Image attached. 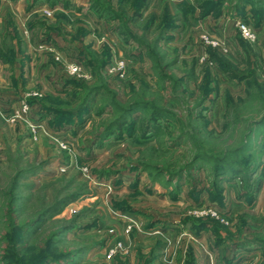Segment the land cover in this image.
Listing matches in <instances>:
<instances>
[{
    "label": "rangeland",
    "instance_id": "obj_1",
    "mask_svg": "<svg viewBox=\"0 0 264 264\" xmlns=\"http://www.w3.org/2000/svg\"><path fill=\"white\" fill-rule=\"evenodd\" d=\"M3 1L0 264H264V0Z\"/></svg>",
    "mask_w": 264,
    "mask_h": 264
},
{
    "label": "crops",
    "instance_id": "obj_2",
    "mask_svg": "<svg viewBox=\"0 0 264 264\" xmlns=\"http://www.w3.org/2000/svg\"><path fill=\"white\" fill-rule=\"evenodd\" d=\"M60 2V5L62 6L63 5V8L66 10L67 9V0H59ZM62 2H63V4H62ZM33 9V8H32ZM56 11L57 10H59V15H66V13H65V11H63L62 12V9H55ZM26 11H29V8L27 9V10H25V8L24 9H20V7H19V5L18 6H9V2L7 1V2H4L3 0H0V34L3 36V35H5L6 34V30H7V25L9 26V24H11V25H14L15 26V28L18 30L19 28H18V22L22 19L21 18V16H23L24 17V14H27V17L25 18V20H26V22H25V24H26V26H30L31 28V31H32V34H34V36L36 35V36H39L40 35V33L42 32V31H44L43 29H42V31L41 32H39L38 30H39V24H38V22L40 23V21L38 20V18L37 17H39L38 15V11L37 10H34V11H31V12H28V13H26ZM15 16V17H14ZM16 21H17V23H16ZM51 21V20H50ZM38 31V32H37ZM43 33V32H42ZM62 35V34H61ZM22 37V36H21ZM50 38L53 40V38H52V36H50ZM22 39H23V37H22ZM57 41V40H56ZM56 45V44H55ZM21 46H22V44H21ZM20 51H24V53L25 54H27L28 56L30 55L31 56V54L30 53H32L31 52V50L29 51V50H26V49H23V48H21V49H16L15 50V57H17V56H19V52ZM27 53H26V52ZM34 52L35 53H33L35 56L37 55L36 53H38L36 50H34ZM2 53H5L3 50H1L0 51V54H2ZM29 56V57H30ZM32 57V56H31ZM30 57V58H31ZM0 58H1V55H0ZM16 59V58H15ZM16 61H17V59H16ZM9 65L11 66V65H13V66H16V62L15 61H12V60H5V61H3L2 59H0V73H1V71H3V70H6L8 67H9ZM39 65L40 64H37V62L36 63H34L33 62V64H31L30 66H21V67H19V73H18V75L16 76L15 74H10V77H8V78H6V80H10L11 81V83L12 82H15V81H17V80H19L20 79V81H22V83L24 84V83H27V84H29V82H31V80H35L36 78H37V76L38 75H40L41 73H42V68H41V66L39 67ZM12 66V67H13ZM43 68H45V69H48L49 71H50V69H52V66L49 64H43V66H42ZM14 68V67H13ZM16 68V67H15ZM14 68V69H15ZM42 69V70H41ZM44 69V70H45ZM47 70V73L48 74H46L47 76L46 77H51V73H49V71ZM11 71V70H10ZM12 72V71H11ZM51 74V75H50ZM0 76H1V74H0ZM18 77V79H16ZM44 78H45V76H44ZM52 79H54V80H52ZM58 79H59V81H61V78H57V76H55V78H48V87H49V91H51L50 89H52V81H54V83H56V84H58L59 82H58ZM0 81H4V80H2V78L0 77ZM5 82V81H4ZM47 83V82H46ZM46 85V86H47ZM54 85V84H53ZM4 86V88L6 87L5 85H3ZM11 87H13L12 89L13 90H17L18 91V94H19V87L20 86H18V85H15L14 84V86H13V84H12V86ZM44 89H47L46 87H43ZM151 248L149 247L148 248V250H150ZM160 250V249H159ZM151 251V250H150ZM158 251V250H157ZM157 251L155 252L154 250L152 251V253L153 252H155V253H157ZM168 251L169 250H160L159 252H158V256H157V254H155L154 253V258H147V259H145L146 261H148V263L149 264H166V263H168V262H165L166 260H164L165 258H164V253H168ZM163 253V254H162ZM170 253V252H169ZM248 253V252H247ZM250 253H254V252H250ZM245 255H248V254H245ZM151 256H152V254H151ZM114 260V259H113ZM133 263V262H132Z\"/></svg>",
    "mask_w": 264,
    "mask_h": 264
},
{
    "label": "trees",
    "instance_id": "obj_3",
    "mask_svg": "<svg viewBox=\"0 0 264 264\" xmlns=\"http://www.w3.org/2000/svg\"><path fill=\"white\" fill-rule=\"evenodd\" d=\"M134 5H135V10L137 11L136 13H138V10H139V8L141 7V6H143L144 5V0H136L135 2H134ZM216 61H217V65H218V67L224 72V73H226L230 78H233V79H239L237 76H236V72H237V70H238V66L236 65V64H233V63H231V62H229L228 60H225V59H222V58H216ZM247 64L248 65H250V63H248L247 62ZM248 69V68H247ZM243 79H249L248 80V82H247V86H248V94H249V90H256L257 89V83H256V81H255V79H254V73L252 72V71H250L249 72V75L247 76V77H245V78H243ZM240 80H241V78H240ZM261 93V92H260ZM50 96V95H49ZM85 106V102H83V103H81L80 104V106H78L77 107V109L76 110H74L75 111V113L74 112H72V111H66L65 113H58L57 112V110H55L58 114H63V116L64 115H66V116H69V117H74L75 115H76V117L78 116H80L81 115V112L82 111H80L83 107ZM80 111V112H79ZM126 111V110H125ZM124 111V113H126L127 114V112H131V109L129 110L128 109V111H126L125 112ZM75 114V115H74Z\"/></svg>",
    "mask_w": 264,
    "mask_h": 264
},
{
    "label": "built area",
    "instance_id": "obj_4",
    "mask_svg": "<svg viewBox=\"0 0 264 264\" xmlns=\"http://www.w3.org/2000/svg\"><path fill=\"white\" fill-rule=\"evenodd\" d=\"M47 13V12H46ZM47 14H49V13H47ZM240 29L242 30V32H243V34H246L247 32H246V29H245V27L244 26H240ZM77 71V69L76 68H74V69H72V72L74 73V72H76ZM26 108L24 107L23 108V111L25 110ZM122 249V245L120 244V243H117L116 245H114L113 247H111L109 250H108V252H107V254H106V260L107 261H111L113 258H114V256L119 252V251H122L121 250Z\"/></svg>",
    "mask_w": 264,
    "mask_h": 264
}]
</instances>
